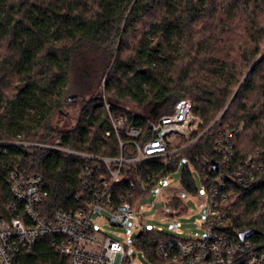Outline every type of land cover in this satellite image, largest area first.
Wrapping results in <instances>:
<instances>
[{"label": "trees", "instance_id": "1", "mask_svg": "<svg viewBox=\"0 0 264 264\" xmlns=\"http://www.w3.org/2000/svg\"><path fill=\"white\" fill-rule=\"evenodd\" d=\"M71 95H76L72 101ZM261 97L264 0H0V140L20 138L93 157L130 159L136 149L124 132L128 126L141 129L134 140L145 145L154 124L172 115L179 100L193 103L202 121L198 128L169 146L179 149L170 161H125L126 178L111 186L116 203L139 206L148 193L138 176L143 174L151 189L185 159L182 186L197 194L196 174L208 193L223 182L225 189L219 190L234 193V201L223 207L227 224L249 231L245 238L253 245H264ZM79 98L84 101L76 124L53 126L65 105ZM107 104L110 112L128 116L119 136L106 135L111 130ZM9 152L28 173L44 177L48 213L83 205L89 191L81 176L87 167L99 166L90 182L99 176L112 181L107 165L90 157L41 147L10 146ZM240 170L253 173V181L245 183L236 175ZM170 205L180 214L187 211L179 198ZM166 239L167 233L148 234L136 244L157 263L156 244ZM52 243L50 236L39 238L22 253V264H68Z\"/></svg>", "mask_w": 264, "mask_h": 264}, {"label": "built area", "instance_id": "2", "mask_svg": "<svg viewBox=\"0 0 264 264\" xmlns=\"http://www.w3.org/2000/svg\"><path fill=\"white\" fill-rule=\"evenodd\" d=\"M106 107L111 126L106 135L114 132L119 136L128 121V116L110 112V104ZM201 122L193 112V103L189 99H181L176 103L172 115L163 116L154 124L152 137L145 145H140L134 140L141 134V129L128 126L124 132L131 138L130 141L136 149V156L130 159L121 157L111 160L93 157L50 143L27 142L20 138L0 140V264H22V253L30 251L38 239L44 236L52 237V244L57 253L67 259L68 264H135L133 262L135 254L129 252L128 245L99 231L92 220V215L101 213L102 210L110 211L112 225L120 227H125L130 220L136 219V212L143 209L142 203L145 198L137 207L125 200L116 203L111 199V186L126 178L122 173V164L125 161L135 163L163 157L170 161L171 156L179 149L171 150L169 146H175L182 137L191 135ZM120 145L123 147L124 143L120 141ZM10 146L24 149L49 148L103 161L107 165L111 184H108L103 176L90 182L88 179L96 178L95 171L99 170V166L95 169L87 167L81 176L83 184L89 191L88 194H84L87 199L83 200V205L76 210L58 209L48 213L44 207L49 195L44 177L28 173L20 161L11 159ZM225 150L229 154L232 153L230 146L225 147ZM113 162L119 164L117 169L111 168ZM243 174L242 170L236 173L244 177L243 179L246 178L245 183L253 181V173ZM168 179L169 177L158 181L149 189L141 174L138 176V184L143 192L149 194L154 189L169 187ZM133 187L136 189L135 185ZM202 187L208 203V217L204 223L199 221V224L206 229V235L181 238L179 234L182 224L176 221V218L182 214L173 209L172 218L176 221L173 230L177 231L178 235L172 232L169 239L156 244L160 258L157 263L143 253L145 258L153 264H236L240 259H245L246 264H264V245H253L241 237V231L231 229L227 224L223 207L234 201V193H222L219 188L225 189L223 182L214 184L211 193L206 191L205 185ZM172 198L181 199L177 194H172L168 200L169 207ZM139 232L142 234L137 236L136 240L144 235L164 233L162 227H159V231L143 229ZM136 240L135 245L140 249Z\"/></svg>", "mask_w": 264, "mask_h": 264}, {"label": "rangeland", "instance_id": "3", "mask_svg": "<svg viewBox=\"0 0 264 264\" xmlns=\"http://www.w3.org/2000/svg\"><path fill=\"white\" fill-rule=\"evenodd\" d=\"M249 69L245 70V75ZM256 100V97L251 98ZM264 98L261 97L260 100ZM74 100V99H73ZM72 101V100H71ZM82 98L79 100L65 105L63 111L57 114L53 119V126L56 128H70L77 122L80 108L83 104ZM188 162L184 159L181 162L179 169L169 175V187L162 189H154L143 200V209L136 212V219H132L125 227L112 225L110 219L112 214L110 211L102 210L101 213H94L92 220L96 228L102 233L119 240L128 245L129 252L135 254V264H153L147 260L143 252L135 245L137 234L141 230L146 231H159L162 227L164 233H176L173 226L176 221L181 222L182 228L180 229L179 236L183 239H189L195 236L204 237L206 229L199 224V221L205 222L207 220L208 203L205 196V190L199 180L198 175V193H189L181 184V177L185 166ZM172 194H177L187 205V211L177 216L176 221L172 218L173 208L170 206L168 200ZM130 239H128V236Z\"/></svg>", "mask_w": 264, "mask_h": 264}, {"label": "water", "instance_id": "4", "mask_svg": "<svg viewBox=\"0 0 264 264\" xmlns=\"http://www.w3.org/2000/svg\"><path fill=\"white\" fill-rule=\"evenodd\" d=\"M76 98V95H71V96H69L68 97V99L69 100H73V99H75ZM215 167L217 166L216 165V163H212ZM142 234V232H139L138 234H137V236H140ZM250 234V232L249 231H244V232H241V237L242 238H245V236H247V235H249Z\"/></svg>", "mask_w": 264, "mask_h": 264}]
</instances>
